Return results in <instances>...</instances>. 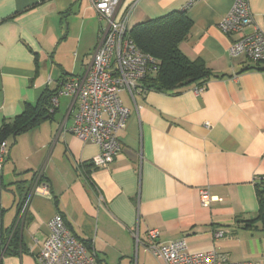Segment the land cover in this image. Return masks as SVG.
<instances>
[{
  "label": "crops",
  "instance_id": "obj_1",
  "mask_svg": "<svg viewBox=\"0 0 264 264\" xmlns=\"http://www.w3.org/2000/svg\"><path fill=\"white\" fill-rule=\"evenodd\" d=\"M252 24L264 29V0H248ZM233 0H121L115 19L127 29L186 10L191 21L181 52L201 60L217 78L179 93L121 91L130 111L118 133L120 149L107 169H93L99 148L69 129L73 96L59 99L51 118L6 140L0 175L2 226L19 240L1 264H38L47 223L60 214L69 230L94 251L99 264H161L136 245L148 230L160 242L183 239L192 252L232 243L237 229L256 218L255 185L264 182V62L232 59L235 39L219 28ZM90 0H0V129L43 95L85 76L106 27ZM25 180V191L11 183ZM46 187L44 189L43 187ZM214 198L203 207L200 191ZM258 224H256L257 226ZM223 231L226 237L213 240ZM235 241L233 242V244ZM7 244L5 249L7 248Z\"/></svg>",
  "mask_w": 264,
  "mask_h": 264
},
{
  "label": "built area",
  "instance_id": "obj_2",
  "mask_svg": "<svg viewBox=\"0 0 264 264\" xmlns=\"http://www.w3.org/2000/svg\"><path fill=\"white\" fill-rule=\"evenodd\" d=\"M121 0H90L99 19L107 25L99 34V42L85 76L65 82L51 97L49 113L54 114L59 99L73 96L77 101V112L69 129L72 136L83 143L99 148L91 160L93 169H107L117 156L120 144L118 133L128 122L130 111L122 106L119 94L123 90L131 94L141 91L142 82L157 66V61L143 53L129 36L125 18L116 20L115 15ZM252 24L248 0H233V5L219 28L235 36L228 49L232 59L246 58L252 63L264 62V29L245 33ZM203 85L196 87V94ZM7 154L6 141L0 143V170ZM46 189V187H43ZM212 198L206 189L200 191L203 207H209ZM48 235L36 255L38 264H99L93 250L87 248L68 228L63 217L55 214L47 223ZM226 237L223 231L213 234V240ZM136 245L161 264H253L232 263L227 254L215 250L192 252L185 240L160 242L157 230H148Z\"/></svg>",
  "mask_w": 264,
  "mask_h": 264
},
{
  "label": "trees",
  "instance_id": "obj_3",
  "mask_svg": "<svg viewBox=\"0 0 264 264\" xmlns=\"http://www.w3.org/2000/svg\"><path fill=\"white\" fill-rule=\"evenodd\" d=\"M190 27L191 21L186 10H182L171 11L158 19L138 24L129 31V36L135 45L157 61L156 68L143 80L141 90L179 93L194 85L202 86L212 77L217 78L201 60H190L181 52L180 44L187 39ZM55 93L43 95L34 106L25 105L19 116L10 124H4L0 129V143L10 137L26 133L37 127L42 120L51 118L53 114L49 113L50 99ZM25 183H27L25 180H18L10 186L24 192ZM5 188L0 175V264L2 255H16L19 248L16 235H13L7 244L8 236L2 226L1 191ZM255 191L259 206L258 213L255 219L243 222V228L256 229V224L262 223L264 230L263 181L255 185ZM83 243L89 248L88 244ZM6 244L7 248L4 250Z\"/></svg>",
  "mask_w": 264,
  "mask_h": 264
},
{
  "label": "rangeland",
  "instance_id": "obj_4",
  "mask_svg": "<svg viewBox=\"0 0 264 264\" xmlns=\"http://www.w3.org/2000/svg\"><path fill=\"white\" fill-rule=\"evenodd\" d=\"M235 243L233 244V242ZM220 249H229L240 261H248L253 264H264V230L262 223L257 228L247 230L237 229L233 236L232 243L218 246Z\"/></svg>",
  "mask_w": 264,
  "mask_h": 264
}]
</instances>
